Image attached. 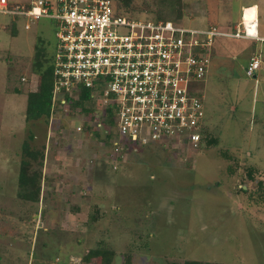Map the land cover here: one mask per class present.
<instances>
[{
    "label": "rangeland",
    "instance_id": "rangeland-1",
    "mask_svg": "<svg viewBox=\"0 0 264 264\" xmlns=\"http://www.w3.org/2000/svg\"><path fill=\"white\" fill-rule=\"evenodd\" d=\"M252 2L260 4L264 22V0H182L184 17L175 24L202 29L226 20L232 27ZM137 3L155 12L159 0ZM253 13L257 18L256 7L244 11ZM147 14L135 18L155 20ZM11 20L0 14V264H65L69 254V264H85L83 256L100 241L117 251L110 264L129 258L132 264H264V86L247 75L248 57H228V68L192 83L194 95L203 92L206 113L198 151L180 153L170 143L134 147L108 116L109 135L100 140L87 127L77 130L92 121L88 116L70 103L59 108L38 129L45 160L30 162L43 169L45 190L32 204L19 194L22 162L29 160L22 142L32 133L27 94L40 67L54 74L58 26L49 18H22L13 29ZM50 82L54 87V77ZM85 105L95 110L96 101ZM212 139L217 146L209 145ZM116 145L126 154L116 153ZM97 207L102 215L92 222Z\"/></svg>",
    "mask_w": 264,
    "mask_h": 264
},
{
    "label": "built area",
    "instance_id": "built-area-1",
    "mask_svg": "<svg viewBox=\"0 0 264 264\" xmlns=\"http://www.w3.org/2000/svg\"><path fill=\"white\" fill-rule=\"evenodd\" d=\"M0 14L57 22L55 109L68 106L67 95L77 100L82 90L90 91L96 108L87 122L95 121L96 130L100 123L102 139L109 135L108 116L134 147L170 143L180 153L201 147L206 113L191 85L207 77L216 39L252 36L245 21L232 33L215 25L192 29L136 19L120 11L118 0H31L28 6L0 0ZM259 69L253 57L246 73L254 77ZM124 151L116 145V153Z\"/></svg>",
    "mask_w": 264,
    "mask_h": 264
},
{
    "label": "trees",
    "instance_id": "trees-1",
    "mask_svg": "<svg viewBox=\"0 0 264 264\" xmlns=\"http://www.w3.org/2000/svg\"><path fill=\"white\" fill-rule=\"evenodd\" d=\"M119 3V9L121 12H123L125 15H128L130 17H138L142 14L147 13H153L154 19L156 21H170L168 20V16H171L174 18L173 23H179L183 17H184V11H183V4L182 0H159L158 7H156L155 12L152 11L150 6H146L144 10H141L137 6V0H118ZM150 15V14H147ZM178 25V24H176ZM42 67L39 69L40 75L43 76L41 78V86L40 90L38 92H32L29 93L27 96V111H26V118L28 121H38V120H45L48 122L52 116L53 113H55L58 108L53 107V83L50 82V77L53 78L54 75H52L50 72L43 70ZM90 91H84L83 96L79 97L77 100H72L71 98L67 97L66 101L71 106V109L74 110L75 113H81L88 116L90 119H93V113L94 111L89 109L87 105H85L86 102L90 99ZM83 127L88 132L89 130L92 131L91 135L96 136L97 139H100V132L96 130V128L91 127L90 123L87 121L83 123ZM205 128L203 133H205ZM85 132V130H84ZM33 139V138H32ZM101 140V139H100ZM104 140V139H103ZM219 141L217 139H212L209 141V145H215ZM23 152L25 156L29 160H25L22 162L20 176H19V184L21 187L20 196L25 198L29 203L32 204H39L41 202V193L43 191V169H32L31 168V160L37 162L38 159L40 160L41 166H43L42 163H44L45 160V148L43 147L42 150H39L38 148H32L31 145L26 142L24 143ZM123 155L122 153H120ZM124 154L126 152L124 151ZM250 177L252 178V173L249 171ZM243 192H246L244 189H242ZM263 200L264 198L261 197ZM264 202V201H263ZM100 209L99 207L96 208L95 214L91 217V221L94 222L98 220V218L101 217ZM116 250H114L113 247H111L108 243H105L104 241H100L97 243L96 247L88 250L87 254H85L82 258V262L85 264H110V261H112V257L116 256ZM105 256V257H102ZM102 257V258H101ZM109 257V259H108ZM193 263V262H192ZM191 263V264H192ZM125 264H132L131 258L128 259ZM168 264H175V263H168ZM190 264V263H186ZM194 264H212V263H194Z\"/></svg>",
    "mask_w": 264,
    "mask_h": 264
},
{
    "label": "crops",
    "instance_id": "crops-1",
    "mask_svg": "<svg viewBox=\"0 0 264 264\" xmlns=\"http://www.w3.org/2000/svg\"><path fill=\"white\" fill-rule=\"evenodd\" d=\"M7 2L9 5L28 6L30 4L31 0H7ZM248 7H256L257 18H256V15L254 13L249 14L248 16L246 15L247 17L244 15V11ZM7 16H9V15H7ZM11 17H12V20L10 21V25H11V28L14 29V27H16L15 23L19 19H22V17H14V16H11ZM244 17H245V24L247 25V27L249 29V33L252 35H255V36H250V37L245 36L243 38L218 37L215 41L214 49L212 50V61H211L209 72L211 70V73H217L221 68H228L227 67V62H228L227 58L228 57L231 60L234 57H239L241 55L242 56L245 55L248 58L246 59V63H242V64H246V66H249L251 59L253 57H258L260 60V69L258 70L259 71L258 75H256L258 72L257 71L253 78H255L257 81H258L257 77L259 78V80L262 78L263 86H264V22L261 21L262 16H261L260 4L258 2H252V3H250V5L242 6L241 7V15H238V19L235 20L232 27L228 24V22L226 20H224L225 21L224 25L221 26L220 24H216L215 26L219 27L221 30L236 33L238 28L242 29ZM36 21H38V20H36ZM256 23L258 26L256 25ZM208 27L209 26H205V28H208ZM25 28H26V26H25ZM202 29H204V28H202ZM208 75H209V73H208ZM208 75H207V77H208ZM207 77L202 82H205ZM22 81L26 82L27 79L22 78ZM40 81H41V77L39 74H36V73L32 74L31 83L33 85V88H31V89L29 88L28 94L32 93V92H37V88H38L37 84H39ZM15 91H16V93L22 92L21 90H15ZM28 94H27V96H28ZM197 94H200L198 96H201L203 99V92H201V90H199V92ZM26 111H27V108H26ZM41 121L42 120L28 121L26 118L27 127L29 126L30 132H32V133H31V137L29 135L28 138H25L23 140L22 148L24 147V143H26V142H28L32 148H37V145H43L42 142L39 141L40 136L38 137V133L40 132L38 129L40 127ZM11 130H13V129H11ZM40 142H41V144H40ZM22 151H23V149H22ZM44 190H45V186L43 183V191ZM62 252H64V251H62ZM71 255H73V254H71ZM69 257L71 258L70 254H69ZM70 258L69 259L63 258L62 260L65 262V264H69Z\"/></svg>",
    "mask_w": 264,
    "mask_h": 264
},
{
    "label": "flooded vegetation",
    "instance_id": "flooded-vegetation-1",
    "mask_svg": "<svg viewBox=\"0 0 264 264\" xmlns=\"http://www.w3.org/2000/svg\"><path fill=\"white\" fill-rule=\"evenodd\" d=\"M99 126H100V123H98V130L100 131V136L103 137V134L101 132L104 131V128L99 127Z\"/></svg>",
    "mask_w": 264,
    "mask_h": 264
},
{
    "label": "bare ground",
    "instance_id": "bare-ground-1",
    "mask_svg": "<svg viewBox=\"0 0 264 264\" xmlns=\"http://www.w3.org/2000/svg\"><path fill=\"white\" fill-rule=\"evenodd\" d=\"M250 35H252V34H250ZM252 36H255V35H252Z\"/></svg>",
    "mask_w": 264,
    "mask_h": 264
}]
</instances>
